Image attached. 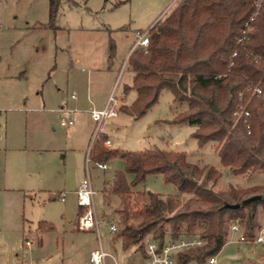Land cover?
Masks as SVG:
<instances>
[{
    "label": "rangeland",
    "instance_id": "374dc122",
    "mask_svg": "<svg viewBox=\"0 0 264 264\" xmlns=\"http://www.w3.org/2000/svg\"><path fill=\"white\" fill-rule=\"evenodd\" d=\"M173 2L62 0L53 28L48 0H0V264H88L99 243L117 264L141 260L135 246L124 249L120 239H113L110 223L117 226L118 199L111 197L106 205L103 197L122 161L110 160L103 171L87 159L93 136L82 150L73 151L95 123L90 115L73 113L74 124L61 126L60 120L70 113L56 110L66 108L72 94L96 105L112 91L120 105L129 106L136 96L133 88H126L133 75L127 63L130 49ZM181 107L169 89H162L144 114L133 117L118 111L102 132L111 148L181 151L192 164L214 167L222 174L215 191L264 184L261 171L230 174L212 141L198 145L194 125L167 122ZM43 135L44 149L35 148L42 145L35 140ZM78 179L89 180L94 191L98 231L76 227ZM127 179L130 182L132 175ZM133 190L162 197L176 194L175 186L160 175L147 176ZM57 193H65L64 202L54 198ZM42 222L52 229L39 232ZM240 237V232L230 233L216 256L218 264H264V243ZM107 264L113 263L108 259Z\"/></svg>",
    "mask_w": 264,
    "mask_h": 264
},
{
    "label": "trees",
    "instance_id": "16d2710c",
    "mask_svg": "<svg viewBox=\"0 0 264 264\" xmlns=\"http://www.w3.org/2000/svg\"><path fill=\"white\" fill-rule=\"evenodd\" d=\"M61 2L48 0V23L53 28ZM256 3L177 0L148 29V45L129 53L133 75L126 88H133L136 96L118 111L139 117L162 89H169L182 107L167 122L194 125L198 145L212 141L221 166L230 174L264 173V96L255 91L264 93V0L258 9ZM246 24L249 30L242 33ZM107 139L103 132L98 134L89 159L94 164L122 161L103 197L106 205L111 197L118 199L113 239H120L124 249L135 246L144 256L147 238L161 245L199 234L204 244L178 253L176 264H204L228 242L233 225L246 241H255L264 219V184L215 191L221 172L192 164L184 152L111 148L104 145ZM128 175L133 177L130 182ZM149 175H160L175 186L176 194L134 191ZM83 211L80 208L79 216ZM51 229L46 222L38 226L39 232Z\"/></svg>",
    "mask_w": 264,
    "mask_h": 264
},
{
    "label": "built area",
    "instance_id": "2783aa9c",
    "mask_svg": "<svg viewBox=\"0 0 264 264\" xmlns=\"http://www.w3.org/2000/svg\"><path fill=\"white\" fill-rule=\"evenodd\" d=\"M173 4L177 0H173ZM261 0H257L256 7L259 8ZM252 17H250V20ZM249 30L248 24H246L245 28L242 30V33H245ZM244 35L239 38L238 41L242 40ZM149 42V33L148 30L139 34L135 44L132 49L137 46H147ZM235 54V52L233 53ZM257 94L264 96L261 89L255 88ZM74 95L72 94V97ZM120 105L119 99L114 96V92L112 91L107 97V101L102 108H90L89 114L91 119L95 123V130L93 139H95L98 134L102 131V127L104 123L118 114V106ZM61 125H69L72 124L71 120L60 121ZM105 146L109 145V140L104 142ZM89 158V154L86 157ZM100 170L106 171L109 169L108 164L106 162H99L96 164ZM77 204L80 208H83V213L78 216L76 227L79 231H91L96 229L98 231L99 220L97 213L94 209V191L90 185L89 180L84 183L77 191ZM54 198L59 200L60 202L65 201V193H57L54 194ZM118 231V227L110 223V232L112 234ZM230 232H240L239 227L237 225H233L230 228ZM241 241H246L245 238L241 235ZM204 240L201 238L199 234L191 237V238H179L176 240L168 239L163 244L160 245L159 240H155L152 238H147L144 241V256H141V260L135 263L128 264H176V256L178 253L188 250L193 247L201 246L204 244ZM254 242L264 243V225L261 227L259 234ZM26 247H30V242L26 241ZM110 259L113 264H117L116 260L109 255L106 251L103 250L99 243V247L93 250L89 255V264H107V260ZM204 264H218L216 260V256L210 257Z\"/></svg>",
    "mask_w": 264,
    "mask_h": 264
},
{
    "label": "crops",
    "instance_id": "0c3cea01",
    "mask_svg": "<svg viewBox=\"0 0 264 264\" xmlns=\"http://www.w3.org/2000/svg\"><path fill=\"white\" fill-rule=\"evenodd\" d=\"M165 8H167V6L165 7ZM130 50H132V47H131V49ZM131 52V51H130ZM129 52V53H130ZM109 95V94H108ZM108 95L104 98V100L102 101V102H100V103H96V105H95V103L92 101V100H89V101H87L85 98H83L82 96H76L75 97V95L72 97L71 96V100H69V101H67L66 102V108H63V107H60V108H57V110L56 111H58V112H61V111H63V112H67V113H70V117L68 118V119H64V120H71L72 121V124H69V125H61V123H60V125L61 126H72L73 124H74V120H73V118H72V114L74 113H81V114H83V115H90L89 114V109L90 108H102L104 105H105V103H106V101H107V97H108ZM43 109L45 110V107L43 106ZM118 115V114H117ZM116 115V116H117ZM115 116V117H116ZM90 117V116H89ZM91 118V117H90ZM63 119V118H62ZM61 119V120H62ZM60 120V121H61ZM92 120V119H91ZM93 121V120H92ZM94 122V121H93ZM86 129H84L83 130V134H86V132H84ZM94 130H95V124H93V128L92 129H90V131H89V133H87L86 135H85V137H84V140H83V142H81V145L79 144V145H73V151H75V150H77V148L79 149V150H82V148H84L85 146H87V143H88V141H89V139L90 138H92V136H94L93 134H94ZM102 132V131H101ZM46 138L47 137H45V135H43L42 137H40L39 139L40 140H35V144H36V142H39V143H41L42 142V145H40L39 147H38V145H35V148H42V149H44V145L46 144ZM108 138V137H107ZM107 140H109V145L108 146H111V140L108 138ZM41 141V142H40ZM94 141V139H92V142ZM42 146V147H41ZM91 148V147H90ZM90 151V150H89ZM108 166H109V164H108ZM84 184V182H83V180H77L76 181V183H75V188H74V193L76 194V191L82 186ZM88 264H89V258H88Z\"/></svg>",
    "mask_w": 264,
    "mask_h": 264
}]
</instances>
